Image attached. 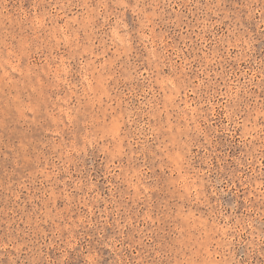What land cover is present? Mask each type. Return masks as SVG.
Returning a JSON list of instances; mask_svg holds the SVG:
<instances>
[{"label": "rangeland", "instance_id": "obj_1", "mask_svg": "<svg viewBox=\"0 0 264 264\" xmlns=\"http://www.w3.org/2000/svg\"><path fill=\"white\" fill-rule=\"evenodd\" d=\"M0 264H264V0H0Z\"/></svg>", "mask_w": 264, "mask_h": 264}]
</instances>
